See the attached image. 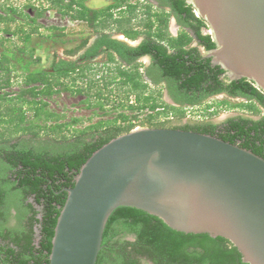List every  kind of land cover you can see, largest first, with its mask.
Masks as SVG:
<instances>
[{
  "label": "water",
  "instance_id": "water-1",
  "mask_svg": "<svg viewBox=\"0 0 264 264\" xmlns=\"http://www.w3.org/2000/svg\"><path fill=\"white\" fill-rule=\"evenodd\" d=\"M206 20L214 63L264 91V0H187ZM58 217L49 264H96L112 212L131 206L185 233L228 239L264 264V157L193 130L142 127L86 160Z\"/></svg>",
  "mask_w": 264,
  "mask_h": 264
},
{
  "label": "trees",
  "instance_id": "trees-1",
  "mask_svg": "<svg viewBox=\"0 0 264 264\" xmlns=\"http://www.w3.org/2000/svg\"><path fill=\"white\" fill-rule=\"evenodd\" d=\"M63 1L61 0V3ZM75 1L72 0L64 5L72 8ZM171 1L169 3L177 14H187L186 18H182L183 21L195 29L202 43L209 49L214 48L216 43L212 35L201 33V27L205 25V22L202 18L195 16L192 6L187 5L185 0ZM29 7L34 8L36 12L29 14L19 11L16 7L4 8V12L0 13V22L20 20V22L22 21L31 27L27 32L23 27L19 30L23 32L21 50L33 57L35 47L29 46V44L32 34L38 32L41 26L38 17L43 14V9H37L32 5ZM135 8L136 6L132 9ZM90 12H92L91 17L89 16ZM99 13L102 12L91 11L83 6L73 16L75 18H89L92 21L99 16ZM152 16H149L150 19L147 23L149 32L153 28ZM154 16L160 22L159 35L161 37L167 36L168 34L164 31L167 30L169 19L158 15ZM191 20L198 21V24L195 25ZM191 40L192 37L184 33L180 39H169L168 45L149 43L148 46L141 47L142 49L139 51V54L150 52L154 56V60L159 64L161 70L160 76L168 80L169 85L167 87L177 101L184 104L198 102L211 93L227 90L232 95L245 96L257 102V105L255 104L257 108L250 104L254 109L260 110V106H264V91L258 89L252 81L246 78L233 80L228 84L224 83L220 78L224 69L220 65L210 68V61L202 60L196 53L193 54L185 48ZM170 47L175 48V52H169ZM12 54L7 51L1 52L0 72L10 73L12 71L10 65H5L11 62ZM39 59L40 57L37 60ZM66 63L61 60L53 72L43 68L24 69L27 73L24 82L30 87L23 88L19 97L22 100V105L28 103L36 111L34 118L30 120V126L19 127L20 130L32 129L36 135L42 129L48 133H61L63 127L74 126V124L81 122V118L72 117L69 123H59V120L65 115L47 109L48 103L43 98V96H50L54 92H60L64 88V83L60 82V78L67 74V69L63 67ZM120 74L127 75V71H122ZM51 78L54 79V83ZM133 78L132 88L138 102L134 106L135 109L149 107L151 111H156L159 108H166L165 106L177 109L169 103L159 102L151 93L147 95L148 84L143 82L142 73L138 68L135 69ZM74 79L76 80V78ZM10 83V76H7L5 80H2L0 76V88L8 86ZM56 85L61 86L57 91L54 90ZM75 92L76 94L81 93L82 89H76ZM99 92L101 95V90H98ZM180 92L182 96L179 95ZM36 97H39L38 100ZM163 103L165 105H162ZM250 105L248 107H251ZM120 117H123L122 114ZM21 118L22 120L26 119L24 111L21 112ZM49 120H54L55 123L49 125ZM217 126L212 125L214 130ZM225 129H227V136L221 135L219 138L232 143H238V140L242 139V143H239L241 146L264 157V116L258 120L243 116L237 119L231 118ZM202 133L215 135V133L208 132L207 129H204ZM92 136L94 138V135ZM112 137L86 140L80 135L68 145V148H55L52 152L43 145H39L38 150L34 148L19 150L23 159V168L20 173L23 178L20 185H28L31 192L36 193V202L44 205L42 217L38 220L43 239L39 241L38 245L34 244L31 233L27 241L14 239L16 248L10 246L9 243L6 245L0 243V264H49L58 217L68 195L64 187L74 186L76 176L82 165L94 151ZM125 233H133L136 236V241L130 243L122 240V234ZM129 245L132 246L131 249ZM140 254L147 255L154 261V264H249L243 261L237 247L225 237H212L208 233L178 231L167 225L160 217L147 211L131 206H120L112 212L108 219L103 235L102 249L96 264H138L137 261L140 257L137 256Z\"/></svg>",
  "mask_w": 264,
  "mask_h": 264
},
{
  "label": "flooded vegetation",
  "instance_id": "flooded-vegetation-1",
  "mask_svg": "<svg viewBox=\"0 0 264 264\" xmlns=\"http://www.w3.org/2000/svg\"><path fill=\"white\" fill-rule=\"evenodd\" d=\"M72 0H69L68 3H70ZM169 2H172L171 0H144L145 4H156L160 7V10L155 11L158 16L165 17L167 14H170L171 18L174 19L175 25L177 27L176 33L173 32L172 29L169 28L170 34L167 36L161 37L159 34V30L147 32L141 34V32L138 30V26L135 25V18H134V12H132V8L136 5H138V2H130L127 0H122L121 2H113L109 4L107 7L103 9H91L85 5L83 0H76L72 4V8L75 7L78 9H81L86 7L87 9H90L91 11L97 10L102 13H99L98 17L95 20L90 21L89 18H75L73 15H71L72 18L75 19H82L85 20L87 23H90L91 26H93L95 23L99 22L102 24V17L108 16L113 17L117 24L118 33L113 34L107 30H97L96 34H94L91 38L84 41V47L83 51H80V56L78 59H73L70 57H57L56 60L53 61L51 69H48L49 71L53 72L55 70V67L61 60L67 62L63 67L67 69V74L60 79L63 80V89L60 92H54L50 96H43L44 100L47 101V109L50 111H54L50 107V100L52 97L56 94L60 95L62 92H66L70 96L77 95L75 90L76 89H82L81 93H78V95H83L85 92V85L80 82L81 85H77V78L84 77L87 75L88 70L92 71L96 68L97 62L96 60H100V58H104L105 60L100 62L101 69L108 70V74L101 79V86L98 85V90H101V95H96V98L98 99L97 103L95 105L98 106L100 109L99 113H108L112 112L113 110H117L118 107L121 108H128L131 110H134V106L137 105L136 101V94L132 88L133 85V75L136 68L140 70L142 73L144 83L148 84V87L150 84H156V85H165L166 87L169 85L168 80L166 78H162L161 70L159 67V64L155 62L154 56L149 52L139 54V51L142 49L141 47H146L149 45V43L154 44H162V45H168V41L171 38L180 39L181 35L184 33H187L192 37V40L185 46L186 49L191 51L193 54L196 53L199 58H202V60L210 61V68L214 67V57L210 54V51L213 49H209L205 46L204 43H202L201 39L197 36L195 29L192 26H189L188 24L183 21L182 18H186L187 14L179 15L174 11L172 5H170ZM187 5L192 6V11L194 12L196 17H200L197 14L196 8L191 4L188 3L187 0H185ZM66 3V4H68ZM126 3V4H121ZM82 5V6H80ZM72 8H68L65 6L64 12L71 11ZM137 8V7H136ZM39 9V8H37ZM41 9V8H40ZM117 11L120 13V15L116 16L114 11ZM137 10V9H136ZM149 10V9H148ZM132 12V13H131ZM127 13V16L124 14ZM77 14V13H76ZM74 14V15H76ZM92 12H90L89 16L91 17ZM201 18V17H200ZM204 20V19H203ZM123 21H127V25H121L123 24ZM195 25L198 24V21L191 20ZM205 25L201 27V33L202 34H211V27L209 23L204 20ZM169 27V26H168ZM206 27V28H205ZM104 28V27H103ZM151 33V34H150ZM141 34V35H140ZM213 37V35H212ZM214 40V39H213ZM169 52H175V48L170 47ZM188 55V54H187ZM100 57V58H99ZM194 57V55H193ZM11 64V62H10ZM11 68L14 66L10 65ZM221 66V65H220ZM222 67V66H221ZM31 69L30 67H24V69ZM75 68V69H72ZM224 69V68H223ZM98 70V69H97ZM99 71V70H98ZM122 71H127V75L120 74ZM102 72V71H101ZM3 72H0V76ZM10 76V85L4 86L3 88H0V98H6V93H1L2 90L6 87H9L12 85V77ZM101 75L97 74V77ZM161 77V78H160ZM76 78V80L74 79ZM220 78L224 81V83L228 84L231 80L227 70L224 69V72L220 74ZM6 79V78H5ZM4 79V80H5ZM74 79V80H73ZM238 80V79H234ZM51 81L54 83V79L51 78ZM93 81V82H92ZM89 87L93 86L95 83L94 79H91L88 81ZM60 85L54 86V90H59L61 88L58 87ZM115 88H123V95L124 98H122V103L117 102L114 104L106 105L105 101L108 100V94L106 91L108 89ZM147 87V90H149ZM126 88V89H125ZM167 94L172 99L171 105H174L177 109H180L182 107L187 106H194L197 105L199 102L206 101L209 98H213L214 96L224 94L227 98H242L246 99V101H252L248 99L245 96L240 95H232L227 90H221L220 92L211 93L208 96H205L202 100L196 101V102H187V104H184L182 102L177 101L173 94L171 93L170 89L167 87ZM22 90V89H21ZM74 91V92H73ZM6 94V95H5ZM20 94V93H19ZM149 92H147V95ZM89 94H87L86 98L81 99L82 104H84L86 107L90 106L89 103ZM180 96H182V93H179ZM19 96V95H18ZM134 96V99H130ZM20 98V97H19ZM39 97H36V99ZM21 99V98H20ZM38 100V99H37ZM167 102V101H166ZM28 104V103H27ZM31 106V105H30ZM264 108V106H261ZM32 108V106H31ZM33 109V116L32 118H28L26 116L25 120H22L21 118V109L20 112L16 114V123H15V130L26 133V132H33V135L27 137H24L23 135H18L17 137H12L8 139H1L0 138V243L2 245H6L7 243L10 244V246L15 247L17 245L14 244V239H19V241H27L29 235L32 233L33 238L32 241L34 244H39V241H42L43 236L41 234V227L38 222V220L42 217V212L44 209L43 204H39L35 200L36 193L31 192L28 185L21 186V180L22 175L21 170L23 168V162L22 158L19 154V150H22L23 148H30V149H36L38 150L39 145H43V147H46L50 152H52L55 148L60 149H66L68 148V145L71 142H74L77 137H74L73 139L67 138V139H60L57 137H51L50 134H47L46 137H40L34 134V131L32 129L30 130H20L23 127V124L26 126H30V120L34 118L35 115V108ZM98 109V110H99ZM144 109H149V107H146ZM144 109H135V110H144ZM56 112V111H54ZM58 113V112H56ZM26 114V113H25ZM61 114V113H58ZM122 114L123 117H120ZM62 115H65L62 113ZM66 116V115H65ZM134 116V115H133ZM264 116V114L259 118H253V119H261ZM76 117V116H75ZM127 117V118H126ZM241 116H235L230 117L223 121L222 123H216L214 121H210L207 118L203 119L201 121H185L182 123L172 124L168 126H162V127H169V128H179V129H187V130H193L197 132H203L204 129H207L210 133H215L214 136H227V129H225L229 125V119L231 118H238ZM247 117V116H243ZM62 117L59 120V123L66 124L67 122L72 119L70 117L67 121L63 120ZM81 118L82 117H78ZM125 118V119H124ZM252 118V117H251ZM133 121V120H132ZM51 122V123H49ZM54 120H49L48 124L52 125L54 124ZM79 124V123H78ZM77 124H74L73 127H75ZM212 125H218L215 130L213 129ZM200 126V127H199ZM72 126L68 125L63 127L62 131L65 128H70ZM134 129V124L131 122V117L129 114L126 113V111L122 110L117 115L113 116L110 119H105L101 121H97L94 124H90L87 129H93L92 133L90 135L84 133L82 137H84L86 140L91 139H99L101 137H109L113 136L112 138L128 132L130 129ZM120 128V129H119ZM32 131V132H31ZM87 132V131H83ZM90 132V131H89ZM52 135L54 133L50 132ZM60 133V132H59ZM118 134V135H117ZM206 134V133H205ZM94 135V138H92ZM50 136V137H48ZM111 138V139H112ZM110 139V140H111ZM242 143V139L238 140L237 144ZM239 144V145H240ZM70 186L64 187V190ZM122 240L133 242L136 241V236L133 233H125L122 234L121 237ZM131 245H129V248L131 249ZM136 257V256H134ZM140 259L137 261L138 264H154V261L149 258L147 255L140 254Z\"/></svg>",
  "mask_w": 264,
  "mask_h": 264
},
{
  "label": "rangeland",
  "instance_id": "rangeland-1",
  "mask_svg": "<svg viewBox=\"0 0 264 264\" xmlns=\"http://www.w3.org/2000/svg\"><path fill=\"white\" fill-rule=\"evenodd\" d=\"M118 1L121 2L122 0H83L87 7L98 10ZM127 1L138 2V5H136L137 8L132 10V12H134L135 25L138 26V30L141 32V34H143V32L147 33L150 31L147 23L150 19L149 16L151 15H153V28H151V32L159 30L160 22L154 16L157 15L154 12L160 10L159 6L154 3L145 4L144 0ZM68 2L69 0H64L63 3H61V0H0V13H3L4 8L9 6L16 7L19 11L29 14H34L36 12V10H34V8H30L29 5H32L35 8L43 9V14L38 17V22L41 24V26L38 32L32 34L29 44V46L35 47V54L33 57H30L27 53H24V51L21 50L23 47V32L19 30V28L23 27L25 32H27L29 29H31V27L28 24H24L22 21L20 22V20L13 22H0V54L2 51L13 53L11 57V64L6 63L5 65L14 66L10 72L12 77V85L4 88L1 92L7 94L6 98H0L1 139L17 137L18 135H23L24 137H27V135L28 137L33 135L32 131V133H21L15 130V123L17 121L16 114L20 112L21 108V110L26 113L25 115L28 118H32L33 116V109L31 108L30 104L23 103L22 105V100L18 96L21 89L30 87V85H26L24 82L25 76L27 75L24 67L28 65V67L31 69H51L52 63L57 57H70L73 59H78L80 56V51L84 50V41L96 34L97 30H107L113 34L119 32L113 17H102L101 19L103 25L97 22L93 26H91V24L87 23L85 20L72 18L71 15L77 13V8L73 7L71 11L64 12V4ZM114 12L116 16L120 15V13L116 10ZM124 15L127 16V13ZM165 17L169 19V27L167 26V30L164 32L169 35L170 28L174 33H176L177 27L175 25L174 19L171 18L170 14H167ZM121 25L126 26L127 21H123V24ZM39 57L40 59L37 60ZM104 60L105 57L100 58V60H96L98 62L94 70H88L87 75L77 78V85H81V82L86 86V94L83 93V95L77 94L70 96L66 92H62L60 95H54L52 97L54 100H50V107L54 109V111L61 114L64 113L66 115L61 121H67L70 117L76 116L82 117L81 122L77 124L75 128L73 126L70 128H65L61 133H54L53 135L42 129L40 130L39 134H37V136L46 137L47 134H50L51 137H57L60 139H67L69 137L70 139H73L74 137H78L80 135L83 136L84 133L90 135V133L94 131L93 129H87L90 124H94L97 121L110 119L122 110L126 111V113L130 115L131 122L134 124V129L137 127H162L182 123L185 121L196 122L206 118L216 123H222L230 117L247 116L259 118L264 114V108L260 105V110L252 108L251 105L257 108V102L246 101V99L242 98L230 99L224 94H220L214 96L213 98H209L206 101L199 102L197 105L187 106L185 108L182 107L180 109H172L165 106L166 108H159V110L156 111H151L148 109L140 111L118 107L117 110H113L112 112H109V114L99 113L100 109L97 105H95V103L98 101L95 94H100V92L98 93L97 91V86H101V79L109 72L108 70H104L103 72L101 69L102 67L100 66V62ZM97 74L101 75L100 78L99 76L97 77ZM7 76H9V73L3 72L1 75L2 80ZM91 79H94L95 83L93 86L89 87L88 81ZM60 82H63V80L60 79ZM166 88L167 87L165 85H156L152 83L149 85V90H147V92L155 95V98H157L159 102L167 101L166 103L171 104L170 101H172V99L167 94ZM122 91L123 88L113 87V89H108L106 91L108 94V100L105 101L106 105H111L117 102L122 103V98H124V92ZM87 94L90 95H88L90 97L88 103L90 106L86 107L84 104H82L81 99L86 98ZM130 99L133 100L134 96ZM162 105L165 104L163 103ZM249 105L251 107H248ZM133 115H136V117ZM25 124H23V126H26Z\"/></svg>",
  "mask_w": 264,
  "mask_h": 264
}]
</instances>
